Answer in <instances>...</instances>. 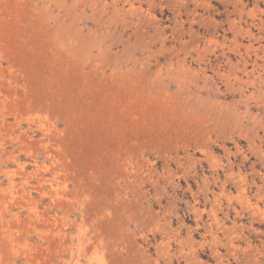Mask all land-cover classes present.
<instances>
[{"label":"rangeland","instance_id":"1","mask_svg":"<svg viewBox=\"0 0 264 264\" xmlns=\"http://www.w3.org/2000/svg\"><path fill=\"white\" fill-rule=\"evenodd\" d=\"M0 264H264V0H0Z\"/></svg>","mask_w":264,"mask_h":264},{"label":"bare ground","instance_id":"2","mask_svg":"<svg viewBox=\"0 0 264 264\" xmlns=\"http://www.w3.org/2000/svg\"><path fill=\"white\" fill-rule=\"evenodd\" d=\"M224 194V193H223Z\"/></svg>","mask_w":264,"mask_h":264}]
</instances>
